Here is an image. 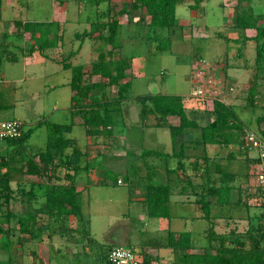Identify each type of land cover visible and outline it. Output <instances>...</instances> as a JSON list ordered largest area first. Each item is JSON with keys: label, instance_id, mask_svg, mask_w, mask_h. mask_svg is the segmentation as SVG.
Wrapping results in <instances>:
<instances>
[{"label": "crops", "instance_id": "crops-1", "mask_svg": "<svg viewBox=\"0 0 264 264\" xmlns=\"http://www.w3.org/2000/svg\"><path fill=\"white\" fill-rule=\"evenodd\" d=\"M203 1L200 0L196 4L194 0H185L177 4L175 7V23L176 10L179 5L186 3L190 9H196ZM252 1L222 0L220 2L223 10L224 27L227 30H231V33L219 31L216 35L217 38L227 43H223V50L215 53L214 60L209 62V64L213 66L214 74L217 77L224 78L227 84L231 86V89H224L218 99L232 109L237 107V104H235L237 96H235L234 92L240 91L244 86L247 89L250 80L254 77L255 80L257 79L256 73L250 76L251 69L255 72L254 68L256 67V41L253 39L256 29H244V37L232 32L237 31V13L240 14L243 11H247L254 15L261 14L255 12L252 7ZM11 2L13 0H1L0 6V50L6 52V55L0 59V82H5L6 85L11 81L23 80L25 78L26 64L30 60V63L32 60H38L43 65L53 63L55 67L49 68L46 74L70 71L69 75L65 72V76L57 80L56 83H48L46 85H49L50 90L58 87L60 90L57 92L60 97L59 101L54 102L55 111H51V114L60 111L59 113H63L64 118L69 120L65 122H49L69 124L70 129L63 136L71 139V143L65 148L61 156L55 157L56 168L48 170L44 176L37 178L30 174H24L21 168L22 160L35 157L34 159L37 161L38 157L34 154L39 150H44L46 144L43 149L28 148L24 146V141L29 138L35 128L44 124H36L34 127L29 128L33 131L21 142L12 140L3 144L0 152V162H7V165L3 167L5 174L1 175V179L6 183L3 186V190L9 193L10 197L8 209L6 208L7 215L0 213V227L3 229L0 234V264H81L79 257L82 252L88 254L92 249L98 247L106 258L108 249L116 244L132 248L139 257L140 264H144L147 259H149L150 264H174L176 252L180 253L179 255L183 252V246L177 245L182 233L188 234V245L184 248V253L187 256L185 260L193 264V259L188 257L201 255L206 250L220 247V242L223 238L222 235H219V232L215 234L214 240L209 238L208 233L211 224H213L215 230H223L224 226L226 227V221L228 222L232 219L236 221L234 218L237 217L236 214H238L239 209L244 212L243 217L245 218L238 219L239 221L244 222L243 220H245L254 223L251 220L261 219V216L264 219V202L261 209L253 207L254 204L251 201L249 204L239 202L240 191H245V189L250 191L251 187L255 188L254 191L257 196L261 195L258 198H262V192L255 178L251 175V170L256 167V156H250L249 152L247 154L241 152V146L235 143H229L227 144L228 146L219 144L220 147L211 154L212 157H208L205 149H200L199 152L201 153L198 154L194 153L195 149L199 148V145L213 143L203 142L202 136L201 140L193 137H184L185 157L183 161L185 169H179L177 158L171 155L173 152L171 134L168 146L164 147V149L145 145L143 136L147 125L160 128L166 127L170 132L167 125L155 124V119L152 124H131V128L137 129V131H127L130 136L127 138V134L124 139L120 137L119 127L114 124H93L88 126L74 121L75 117L72 115L71 106L75 91L70 86L72 71L71 68L65 65H81L83 68V80L89 79L91 84L102 83V89L95 91V93L99 91L103 96L108 91V80L105 77L91 74L92 64L98 59L100 53H104L106 59L112 60L110 48L113 49L112 55H114V58L125 59L114 52L119 50L120 47L122 48L120 42L115 40L116 45L113 47V44L108 42L102 44L96 39L97 21L104 23L111 20L112 1L99 0L97 4H94L90 0H53L54 17L51 20L45 19L42 21L10 15V11L14 10L13 6H10ZM191 11L193 12L194 10ZM137 12H144L145 14L142 13V17L144 16L146 23H149L150 16L145 12V9H139ZM125 16L127 17V14ZM17 21L22 23L28 21L52 23L49 25L50 31L47 38L53 43L45 48L44 54L38 50L29 53V49L33 45L31 43H34V40L29 39V33H26L23 25H18ZM122 22L123 20L119 21L118 36L122 28ZM134 22L136 23L135 25L140 23L137 20H134ZM176 25L180 28H177ZM176 25L173 29L174 33L171 35L177 36L180 41L181 39L184 40V38L190 41L193 39H205V41L207 38L210 39L205 29L207 25L199 24L194 26L188 20H183ZM179 29L180 33H177L176 31ZM28 46L29 48H27ZM230 46L235 48L231 50ZM252 49H254V56L247 59L245 54L247 51H252ZM16 51H22V55L18 56L15 54ZM201 52L202 47L200 45L196 46L197 55H194L191 65L197 60L195 57H202ZM18 60L22 62L23 75L21 77L11 75L6 68H1L3 61L15 62ZM126 72L128 75L132 74L130 68ZM262 77H264V72L260 78ZM190 84L191 87H196L191 78ZM116 87L118 88V86ZM61 89L64 92H61ZM258 89L259 86L257 85L256 96L258 95ZM61 93L63 96H60ZM190 95L197 97L195 93H191L187 97L189 98ZM227 95L230 96L227 98ZM60 100H64V103L60 104ZM86 101L87 103L89 102L88 99ZM184 102L186 107V100ZM187 103L190 102L187 100ZM194 105L197 104L194 103ZM5 106L7 105L0 102V110ZM208 109L212 110L213 107ZM235 113L243 124H247L237 112ZM171 120L176 122L175 119ZM192 130L187 129L184 134L190 133ZM260 133L262 132L260 131ZM136 138L139 139L138 142H136ZM222 146L225 147L222 148ZM75 147L78 149V153L73 152ZM242 148L244 147L242 146ZM148 149L160 151L164 155L145 154L144 150ZM227 151H229L228 154H226ZM236 156L243 158L246 163V169L239 174L225 171L221 162L225 158L233 159ZM210 158L215 159L213 170L208 168ZM98 159H101L103 164L99 163L100 165H98ZM197 160L199 164L195 163ZM14 161L21 163L19 166H15ZM217 165L220 166L219 172L216 169ZM112 169L118 174L123 173L129 176L130 184L128 188L125 189L119 186L126 181L121 175H117L114 181L108 178V174ZM68 174L72 178L71 181L67 178ZM237 175L241 181L236 189L234 181ZM70 182L77 188L78 205L81 200V194L87 198V204H81L82 208L79 205L81 217L69 215L64 221L60 220L54 226L51 225L49 227V220L45 215L47 194L56 185H69ZM153 185L169 187L167 216H150L148 214V189ZM210 186L218 188V190H222L223 187L225 200L219 199V191L218 193L210 194ZM44 187L47 189L46 192L42 190ZM105 189H115L117 192L112 196L108 195ZM232 191L233 194H237L234 199H230ZM247 194L251 196V194ZM213 196L215 200H211ZM203 198L204 201H209L208 217H206L202 206L201 200ZM229 203L232 205H230V208H234L236 214H233V210L226 214H217L216 210V214H212L213 209L227 207ZM176 204L180 205V209L178 213H172V205ZM31 213L35 215L36 219L35 221L30 220L27 225L28 229L24 227L25 230L22 231L19 222ZM132 213L135 215L138 225L133 224L130 228V224L125 218ZM113 220H116V223L118 222L119 228L118 236L115 239L112 236H107L111 235L109 229L114 224ZM34 225L35 231L33 230ZM234 225L241 227L240 223ZM239 229L241 228L236 227L237 231ZM236 230H234L235 233H237ZM259 231L261 233L264 229ZM32 232L35 234L34 238L30 236ZM241 239L248 241V238L245 237ZM260 249L264 250V246ZM2 251H8L9 253V258L6 262L2 259Z\"/></svg>", "mask_w": 264, "mask_h": 264}, {"label": "rangeland", "instance_id": "rangeland-1", "mask_svg": "<svg viewBox=\"0 0 264 264\" xmlns=\"http://www.w3.org/2000/svg\"><path fill=\"white\" fill-rule=\"evenodd\" d=\"M90 1H93L94 4H97L99 2V0ZM110 1L113 2L111 19L117 18L119 21L123 20V22L121 23L122 28L120 30V34L116 39L117 42H120L122 44V48L120 47L121 49L119 48V50H115L114 52H116V54L121 55V57L130 59V71L132 73L131 75H129L130 87L128 88L127 99L123 100L121 105L118 106L117 109L112 110L109 115L110 124H114L116 127H119L121 135L120 137L124 139L126 138V135L129 131H137V129L131 128V124H152L154 121V118L151 116L145 118L139 115L140 104L136 101V97L139 96L157 93L180 95L185 98L186 108L188 110L192 111L196 108L197 110H201L197 113L200 119L203 120V123L207 124L210 120H212L213 117L209 115L208 112L210 111V109L208 108L213 107V100L217 97H193V95H190V97L188 98L187 96L191 93L196 94L197 90V87H191L189 78L192 66L191 61L194 58V55H197L196 46L200 45L202 47V57L197 56L195 58H203L209 63L214 60L215 53L223 50V43H227L217 38L216 35L219 33V31L231 33V30H227L224 27L223 10L222 6L220 5V2L222 0H204L196 9H190V7L186 3L181 4L177 7L176 24L183 20H188L191 24H194V26L199 24L207 25V28L205 29L210 39L207 38L206 41L205 39H193L192 41H190L185 39L184 37V40L181 39L180 41L177 39V36L174 37L173 35H171L170 29L166 27L157 26L150 28L149 23H146L144 16L142 17V13H145H139L137 12L138 10H133L135 6V0H109V2ZM54 3L56 4L55 1ZM54 3L53 0H13V2L10 3V6L12 5L14 10L10 11V15L13 14L14 16H18L20 18L26 17L30 20H51L52 17H54L55 15ZM122 6H125L128 11L127 17L125 16L126 14L118 15L117 13L122 8ZM252 7L254 8L255 12L261 13L259 14V16H264V0H253ZM191 10L194 11L192 12ZM133 19L140 21V23H138V25H135L136 23ZM97 24L98 25L96 26V28H99V30H97L98 32L96 31V39L98 40V42L106 44L107 41H105V38L103 39L99 35H107L108 32L103 26L102 21L98 20ZM177 28L180 27L178 26ZM236 30L237 31L232 32H236L238 36L241 35V37H244V29L236 28ZM179 31L180 29L176 32L180 33ZM169 32L171 38L170 47L164 51L158 50L156 48L158 41H156L155 38H168ZM179 36H181V34H179ZM31 44H33V42ZM29 46L27 48H29ZM232 48L235 47L230 46L231 50ZM110 50L111 57L113 59H116L113 57L114 55H112L113 49L110 48ZM15 54L21 56L22 51H16ZM5 55L6 52L0 50V59L3 58V56ZM245 56L247 57V59L249 57H253L254 49H252V51H247ZM30 61L28 64H26L24 76L25 78H23V80L11 81L8 82L6 85L5 82H0V102L2 104L7 105L4 108H1L0 119H18L20 122L23 123L24 131L28 130L31 127H34L36 124L44 120L61 122L69 121L64 118L65 116L63 113H59L60 111H56L51 114V111H55L53 107L54 102L57 100L59 101L60 97L59 95H57V92L60 90L59 87L50 90L49 85L46 84L56 83L57 80L65 76V72H67L66 74L69 75L70 71L46 74L49 68L55 67L53 63L43 65L38 60H32L31 63ZM2 67L6 68L8 70L7 72L11 73V75H18L17 77H21L23 75L22 62L20 60L15 62L3 61L1 64V68ZM255 68V72L252 71V69L250 71V76L251 74L256 73V82H259H257L259 89L258 95L256 96L255 105L253 107H249L246 105L247 89L245 86L242 87L240 91L234 92L236 94L235 96H237V101H235L237 107H233V110L234 112H237L241 119L246 121L247 124H243L241 132H238L236 130L226 131L228 134H231V143H235L238 146H241V152H245L246 154L247 152H249L250 156L252 157L256 156V152L251 148H246L243 146V136L246 130H252L259 133L261 128H263L264 130V122H257V118L264 115V77L260 78L264 70H257ZM84 83L86 85L91 84L89 79H85ZM116 86H108V91L107 93H105L106 99L108 98L110 100H114L117 98ZM62 91L63 89H61V92ZM95 91L96 90H93V92ZM60 96H63V94L61 93ZM229 96L227 95V98ZM187 100L190 103H187ZM193 101L197 105H194ZM61 103H64V100H60V104ZM192 103L193 105H191ZM169 123L176 124V122L172 120ZM202 132V128H196L193 129L190 133L188 132L187 134H184V137H193L194 139L198 138L199 140H201ZM47 136L48 130L45 125L37 127L35 128L34 132L29 136V138L24 141V146L28 148L43 149L47 142ZM129 136L130 135L128 134L127 138ZM143 137L145 139V145L147 147H156L159 149H164V147L166 148V146H168V142L170 140V132L166 127L160 128L153 125H147L145 128V135ZM136 140V142H138L139 139L136 138ZM219 144L220 143L199 145L200 147H197L194 153H201L199 152V150L205 149V152L208 154V157H212L211 154L216 151L218 147H220ZM225 146H222V148H224ZM242 146L244 148H242ZM29 151L34 152L32 150ZM228 152L229 151H227L226 154H228ZM97 161L98 165L103 164V161L101 159H98ZM13 163L15 166H19L21 162L14 161ZM221 163L223 169L228 172H234L239 174L246 169L245 161L239 156H236L233 159L225 158V160H223V162ZM208 166L209 170H213L215 167V159L210 158ZM3 170L4 168L1 167L0 213L2 212V215H7L6 212L8 209L10 194L6 193L3 190V186L6 184L4 183V180L1 179V175L5 174ZM253 171L254 170H251V175H253ZM117 175H121L124 179H126L125 183L119 186L125 189L128 188L130 184V178L128 175L123 173L118 174L114 169H112L111 172L108 174V178L114 181ZM240 181L241 179H238L237 175L234 181V186L236 189L238 188V184ZM42 190L46 192L47 189H45L44 187ZM105 190L107 191L108 195L112 196H114L117 192L115 189ZM247 190L248 189H245V191H240L241 194L239 202L249 204V202L251 201V203L254 204H252L253 207L255 206V208L257 209L263 208V199L258 198L259 195L257 196L256 192L254 191L255 188L251 187L249 189L251 193ZM246 192L251 194V196H248ZM236 195L237 194H233L232 191L230 194V199H234V196L236 198ZM84 196L85 195L81 194V200L79 203L81 208V204H87V198ZM259 197H261V195ZM211 200H215V197H211ZM230 205L231 203H229L227 207H217V209L212 210V214H216V210L218 212L217 214H226L229 213L230 210H233V214H236L235 209L232 207L230 208ZM179 209V204L172 205V213H178ZM238 214H236L237 217L234 218L236 221H233V219L228 222L226 221V227L224 226L223 230L220 231L214 229L215 234H218L217 232H219V235H222L224 246L228 249L236 247L237 245H239V242H243V248L247 249L248 251L263 248L264 231L261 233L259 231L264 229L263 216L260 217L261 219H253V221L251 220V222L254 223H250V221L243 220L244 222H242L238 220L245 219L243 217L244 212H241V209L238 210ZM259 214L260 212L257 215L259 216ZM125 219L130 224V228L133 224H137L136 217L133 213ZM113 223L114 224L111 225L109 229V233L111 235L107 236H112L115 239L117 238L116 236H118L117 232L119 228L117 224L118 222L116 223V220H113ZM239 223L241 227L234 225ZM116 227L117 229H115ZM236 227L241 229L237 231ZM234 230H236L237 233H235ZM244 237L248 238V241L241 239ZM97 248L92 249L88 254L86 252H82V255H80L79 257L81 264H106L105 256L103 255L102 250H100V248ZM179 254L180 253L176 252V257H174V264H190L186 260H180ZM1 255L3 261L6 262L9 258L8 251H2ZM178 259L180 261H178L177 263ZM194 264L197 263L195 262Z\"/></svg>", "mask_w": 264, "mask_h": 264}, {"label": "trees", "instance_id": "trees-1", "mask_svg": "<svg viewBox=\"0 0 264 264\" xmlns=\"http://www.w3.org/2000/svg\"><path fill=\"white\" fill-rule=\"evenodd\" d=\"M185 0H135L133 10L145 9V12L150 16L149 26L151 27H166L170 29L173 34L175 23V7L177 4ZM250 0H238V2ZM196 4L200 0H194ZM1 6V0H0ZM118 15L127 14L128 11L123 6L118 12ZM18 25H23L24 31L29 33V39L35 42L29 49V53L38 50L44 54L45 48L52 45V41L47 38L50 31L49 25L52 23L46 22H18ZM107 30V35H100L109 44L116 45L115 40L118 36L120 27L119 20L112 18L103 23ZM236 27L239 29L254 28L256 34L253 39L256 41V68L257 70H264V16L254 15L251 12L243 11L236 14ZM99 30V28H96ZM170 32L168 38H155L158 41L156 48L164 51L170 47L171 38ZM4 57V56H3ZM2 59V58H1ZM71 68L72 76L70 81L71 88L75 91L72 103V115L75 117L77 123L85 125L93 124H110L109 115L112 110L117 109L123 100L127 99L128 88L130 87V79L126 70L131 67L129 59H112L105 58L104 53H100L98 59L91 66V74L99 75L100 77L107 78L108 85H117V98L114 100L106 99V95H101V92H93V90H101L102 83H92L86 85L83 80V68L81 65H65ZM257 78V77H256ZM100 94V95H99ZM104 94V93H102ZM257 94V82L255 77L250 80L247 87L246 105L253 107L255 105ZM86 99L89 102H86ZM185 98L175 94H151L136 97V101L140 104L139 115L141 117H153L158 125H167L170 129L173 152L172 156L177 158L179 169H185L183 161L184 156V132L187 129L202 128V141L205 143H220L227 145L232 142L231 134L228 130H236L241 132L243 123L238 119V116L230 106L216 98L213 100V109L208 113L212 116L207 124L203 123L197 112L201 110L193 109L188 110L185 107ZM115 105V106H114ZM175 119L176 124H170V120ZM202 122V123H201ZM258 123L264 122V115L257 118ZM75 123V122H74ZM38 124H44L48 130L46 147L44 150H39L35 157L25 158L22 160V169L24 174L33 175V177H42L48 170L56 168L57 164L54 162L56 156H61L65 148L71 143V139L65 138L63 134L70 129L69 124H58L49 121H43ZM222 130V131H221ZM28 129L23 132L19 141L26 139L32 132ZM264 133L263 128L260 129ZM227 133V134H226ZM17 140V139H16ZM9 140L8 142H11ZM74 153H78V149L74 148ZM145 154L149 155H164L160 151L144 150ZM195 163L199 164L197 160ZM7 162L1 161L0 168L5 167ZM216 169L220 171V166L217 165ZM68 180H72L71 176L67 175ZM260 189V188H259ZM219 191V193H218ZM209 193H218L220 200H225V192L218 188L209 187ZM168 200H169V187L161 185H153L148 189L147 196V209L150 216H167L168 215ZM202 201V206L206 217H208L209 201ZM46 213L49 220V227L55 225L60 220H65L69 215L81 217V211L78 205V192L76 186L70 182L69 185H56L48 194L46 198ZM3 219V218H1ZM6 219V218H5ZM34 214H28L27 217L22 218L19 226L22 231L24 227L28 229L30 220L35 221ZM7 220V219H6ZM35 231V225L33 227ZM33 231V232H34ZM3 229L0 227V234ZM30 233L32 238L35 237L34 233ZM210 240L215 239V231L213 224L209 227ZM188 234L182 233L177 245L183 246V252L179 256L180 260H185L186 255L184 248L188 245ZM243 242H239L234 248L228 249L224 246L223 240L220 242L218 249L206 250L201 255H194L188 257L193 259V264H264V250H251L243 248ZM178 259V261H180ZM144 264H150L149 259L144 261Z\"/></svg>", "mask_w": 264, "mask_h": 264}, {"label": "built area", "instance_id": "built-area-1", "mask_svg": "<svg viewBox=\"0 0 264 264\" xmlns=\"http://www.w3.org/2000/svg\"><path fill=\"white\" fill-rule=\"evenodd\" d=\"M190 78L196 84L197 97L214 96L218 98L224 89H231L224 78L214 74L213 66L203 58L193 63ZM23 132V123L18 119H0V152L6 141L21 138ZM243 141L244 147L256 152L257 162L253 176L262 192L264 202V133L247 130ZM105 262L106 264H140V259L132 248L116 244L108 249Z\"/></svg>", "mask_w": 264, "mask_h": 264}]
</instances>
